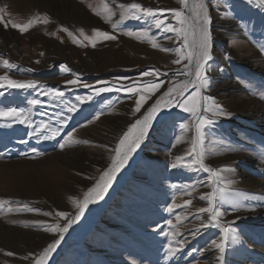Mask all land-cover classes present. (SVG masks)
Instances as JSON below:
<instances>
[{
  "label": "rangeland",
  "instance_id": "374dc122",
  "mask_svg": "<svg viewBox=\"0 0 264 264\" xmlns=\"http://www.w3.org/2000/svg\"><path fill=\"white\" fill-rule=\"evenodd\" d=\"M200 2L0 0L4 9L0 15L8 24L5 28L0 23V76L32 80L38 85L29 90L0 89L5 92L0 96V108L24 109L32 122L31 128L18 123L0 127V202H5L0 207V264H33L31 256L29 260L21 257L38 256L58 238L44 230L51 224H64L55 212L75 215L72 199L81 202L111 163L115 153L108 149L115 148L128 126L188 63H173L176 53L160 50L180 46L173 33H162L151 19L120 22L128 11L120 5L179 9L192 16L189 9ZM203 2L212 19L214 56L213 69L207 73L211 87L204 94L213 97L230 116L204 130L198 151L206 166L222 170L219 177L210 178L207 172L184 166L172 168L178 156L183 158L181 165L191 163L192 157L186 153L195 132L190 129L182 134L179 127L192 119L188 113L178 107L162 109L166 119L154 121L128 170L113 180L103 200L88 206L53 264H220V252L213 241L220 243L222 238L225 264H264V209L254 207L264 208V5L256 0ZM36 17H47L48 23L37 21L23 34L11 27V23L23 25ZM164 17L165 24H175L169 12ZM113 23H117L116 29ZM94 30L117 38L97 39L93 47ZM145 32L147 37L136 38ZM73 38L78 43H73ZM5 60L9 67L3 66ZM61 65L69 71L63 72ZM154 69L161 73V88L135 116V100L127 98L132 94L112 91L95 95L90 88L66 83L76 77L93 88L101 86V81L131 84L136 78L144 83L153 77L141 74ZM184 79L177 77L178 81ZM47 89H59L64 96L51 99L44 95ZM89 95L93 97L90 101L76 100ZM30 99L39 103L31 106ZM73 104L77 108L70 113L67 109ZM256 109L262 110L260 120L247 113ZM66 117L71 119L61 126ZM8 123L0 120V125ZM41 123L60 128V135L53 140L38 138L34 129ZM68 133L78 142L61 150L57 141L63 142ZM177 137H182L179 144ZM21 139L28 143H19ZM24 152L35 158L25 157ZM208 193H213V204L222 213L215 221L208 213L198 212L208 207L207 200L200 199ZM188 200L190 205L185 204ZM25 206L40 212L25 211ZM205 224L209 226L203 227ZM224 227L231 228L226 237ZM170 232L178 234L166 235ZM169 240L173 247L183 244L171 259L166 251ZM7 251L15 256H6Z\"/></svg>",
  "mask_w": 264,
  "mask_h": 264
},
{
  "label": "snow or ice",
  "instance_id": "6c2138e0",
  "mask_svg": "<svg viewBox=\"0 0 264 264\" xmlns=\"http://www.w3.org/2000/svg\"><path fill=\"white\" fill-rule=\"evenodd\" d=\"M251 3L252 0H249ZM259 5H264V0H256ZM181 3H186V0H181ZM120 7H126L128 9L126 14L121 15L120 22H123L125 19H151L154 21L155 27L160 29L162 33H173L174 38L177 41H180V46L175 49L171 48H160L161 51L165 52H175L177 59L173 63L180 64L182 60H187L188 63L183 65L181 69H178L173 76V79L169 81V86L167 90L155 100L150 107L147 108L146 112L142 115L141 118L135 119L131 123L127 130L120 137L119 142L116 144L114 149H108L110 152H114L115 155L111 157V165L104 170L99 179L96 181L94 186L90 187L87 190V193L84 196L82 202H79L75 199H72L73 205L76 207L77 211L75 215L69 216L68 213L63 211H56L55 217L60 220H64V224L59 223L51 224L46 227L44 230L53 233L54 236L58 238L53 239L40 253L39 255L29 254L21 257L23 260H29L30 256L32 258L33 264H48L49 258L57 250L58 246L61 244V241L64 238V234L69 231V229L78 222L83 216L85 210L90 204L98 203L100 200L104 199L105 194L108 189L112 186L113 180L116 178V174L124 168L128 163L132 154L141 148V145L144 143L145 139L149 135V129L153 126V120L160 117H164L162 109H174L179 108L182 112L188 113L191 116V120L188 123H181L179 125L182 134L187 133L190 129H194L195 135L192 139V146L186 153L187 156L192 157L190 164L181 165L182 157H177L176 161L173 162L172 168H177L178 166H184L192 168L193 170H202L207 172L210 178H217L220 175L222 170H213L206 166L203 162V153L198 151L200 145L203 144L204 137L206 135L205 129L211 128L216 125V122L220 118H227L230 116V113L225 111L219 103H217L213 97L205 95L204 93L208 91L211 87L210 77L207 75L213 69L214 56L212 54L213 48V34L211 30L212 19L209 13V8L203 0L200 3L196 4L193 9H189L193 13L192 16L185 15L183 10L179 9H151L144 8L138 3H131L127 6L120 5ZM198 9V11H197ZM105 10L107 11V5H105ZM4 9L0 8V13H3ZM169 12L172 19L175 20V24H165L164 13ZM42 20L43 23H48L47 17H36L30 20L27 24H17L11 23V27L19 30L21 34L27 32L29 28L37 23V21ZM0 23H4L3 16L0 15ZM5 28L8 26L7 23H4ZM117 23H113V29L117 28ZM61 31H68L65 28L60 29ZM129 36H132L133 33H126ZM52 35H55L53 33ZM68 35L71 37L72 33L68 32ZM81 35L83 32L81 31ZM147 37V32L143 34H136L137 39H142ZM117 37L111 35L105 31L94 30V37L91 41L92 46L95 47L97 39L110 41L115 40ZM172 39L173 37H167ZM73 43H78V41L73 38ZM154 48L157 47L156 43L152 45ZM43 55V53H41ZM39 63V61H37ZM3 66L9 67V62L5 60ZM63 72H68L69 69L63 65L60 66ZM28 71H31L29 69ZM223 71V69H220ZM142 76H151L152 80H149L144 83H139L136 78H133V83L131 84H109L104 81L100 82L99 87H91L88 84L82 83L79 80V77L66 81L68 85H77L84 88H90V90L95 94L99 95L104 92L112 91H123L132 95H129L128 99H134V108L132 109V115L135 116L137 113L141 112V108L152 98L161 88V83L158 78L161 76L159 70H149L144 71ZM163 75H168L164 73ZM184 76L183 81H178L177 77ZM38 87L36 81L25 80L18 81L10 79L7 75L0 76V89L7 91L8 89H36ZM190 89H192L190 91ZM185 93H189L187 96ZM5 94L4 91H0V96ZM44 95L49 96L51 99L60 100L64 93L59 89H47L44 90ZM93 97L89 96H77L76 100L83 103L85 101H90ZM39 103L36 99L28 100V104L35 106ZM77 105L73 104L68 107V112H75ZM158 113L160 116L158 117ZM96 118H99L98 116ZM71 117H66L62 123L66 124ZM0 120L10 121L8 124H2L0 127H10L11 124L18 123L21 125H27L29 128L32 127V122L28 115V112L24 109H18L15 107H6L0 108ZM91 123V121H89ZM34 134H39L38 138L43 140H53L60 135V128L52 127L51 125H45L44 123L39 124L34 129ZM71 133L63 139V142L57 141L59 148L63 150L67 144L77 143L71 139ZM182 137L176 138V143L179 144ZM22 144H27V140L21 139L18 141ZM87 143V141H84ZM176 145H173L175 147ZM25 157L35 158L34 156H29L28 152L22 153ZM193 166H198L194 168ZM201 200H207L208 207H201L198 209L200 213H208L211 220L215 221L221 217L222 213L214 206V195L213 193H208L206 196H201ZM5 202H0V207H3ZM191 200L185 201L186 205H190ZM175 205L169 206L168 211L171 213L174 210ZM25 211L28 212H40L39 209H32L25 206ZM11 211V209H9ZM235 211V209H233ZM45 216H52L51 212H43ZM179 222V217H177ZM169 225L172 226V221H168ZM231 223L235 224V221ZM209 225L205 224L203 227H208ZM231 231V228L224 227L222 232L227 234ZM178 233H169L166 235H176ZM216 248L219 249L220 256L218 257L220 264H225L224 260V239L222 238L220 243L213 241ZM173 241L169 240V247L167 248L168 258L171 259L177 252L181 250L183 244L181 243L179 247H173ZM6 256L14 257L15 253L7 251L4 253Z\"/></svg>",
  "mask_w": 264,
  "mask_h": 264
},
{
  "label": "bare ground",
  "instance_id": "6f19581e",
  "mask_svg": "<svg viewBox=\"0 0 264 264\" xmlns=\"http://www.w3.org/2000/svg\"><path fill=\"white\" fill-rule=\"evenodd\" d=\"M261 73V72H260ZM183 81V80H182ZM221 87V86H220ZM168 88V87H167ZM167 88L163 91V92H161L159 95H157V97L150 103V104H148L146 107H145V109L143 110V112L141 113V115H140V118L142 117V115L146 112V110H147V108L148 107H150L153 103H155V100L157 99V98H159L166 90H167ZM258 108V107H257ZM257 110V109H256ZM262 111V110H261ZM260 110H257V111H254V112H247L248 113V115L249 116H252V115H256V117L258 118V120H260L259 119V117H258V114L261 112ZM256 112H257V114H256ZM246 113V114H247ZM159 114V113H158ZM255 117V116H254ZM156 120V119H155ZM155 120H153V124H154V121ZM262 124V123H261ZM263 127V126H262ZM151 129V128H150ZM150 129H149V131H150ZM146 140V139H145ZM139 149H137V151H138ZM137 151L135 152V153H133L132 154V156H131V158L129 159V161H128V163L124 166V168H122L117 174H116V178H118L119 176H122V174H124L127 170H128V167H129V164H130V162L132 161V159H133V157L135 156V154L137 153ZM111 163H112V161H111ZM111 163L107 166V168L111 165ZM106 168V169H107ZM105 169V170H106ZM234 169V168H233ZM238 170V169H237ZM241 171V170H240ZM115 178V179H116ZM99 179V178H98ZM248 180V179H247ZM96 183V182H95ZM94 183V184H95ZM94 184H93V186H94ZM83 199L84 198H82V200H81V202L83 201ZM257 203V202H256ZM254 207H255V209L256 210H263L264 208H262L263 206H261V207H258V204H255L254 205ZM82 218V217H81ZM81 221V219L78 221V222H76L70 229H69V231L67 232V233H65L64 234V238H63V240L61 241V244L58 246V248H57V250L51 255V257L49 258V261H48V264H53L57 259H58V257H59V254L61 253V252H63L64 251V249H65V247H66V245H67V241H68V239L70 238V236L73 234V232L76 230V228L78 227V224H79V222Z\"/></svg>",
  "mask_w": 264,
  "mask_h": 264
}]
</instances>
